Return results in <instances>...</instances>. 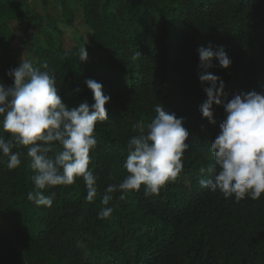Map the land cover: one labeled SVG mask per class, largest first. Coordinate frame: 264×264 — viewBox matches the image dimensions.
<instances>
[{
  "label": "trees",
  "instance_id": "1",
  "mask_svg": "<svg viewBox=\"0 0 264 264\" xmlns=\"http://www.w3.org/2000/svg\"><path fill=\"white\" fill-rule=\"evenodd\" d=\"M41 1L49 6L48 0ZM25 3L0 0V83L6 87L14 85L7 72L19 66L5 45L10 22L24 20L26 30L44 23ZM80 4L92 31L93 55L80 61L78 47L66 49L62 39L47 33L33 65L54 75L69 108L95 102L88 79L101 83L111 97L105 106L108 120L97 123V146L90 153L98 195L89 202L79 177L72 185L39 190L28 146L13 149L21 153L16 169L9 170L8 157L0 153V264H264V194L236 202L234 196L225 199L219 190L199 184L219 171L211 143L226 118L222 105L213 106L216 124L202 116L204 89L211 85L199 76L208 72L222 78L225 101L250 91L264 94V0ZM48 18L55 27L50 13ZM200 47L223 48L230 67L224 69L214 60L205 69ZM137 52L141 56L132 60ZM157 104L182 118L189 132L182 172L159 195L145 196L142 186L139 191H117L109 205H103L104 190L128 174L124 164L130 139L139 135L135 126L146 127ZM0 135L10 136L3 132L2 121ZM36 191L54 192L53 205L30 201L28 194ZM104 207H113L110 218H99Z\"/></svg>",
  "mask_w": 264,
  "mask_h": 264
},
{
  "label": "clouds",
  "instance_id": "2",
  "mask_svg": "<svg viewBox=\"0 0 264 264\" xmlns=\"http://www.w3.org/2000/svg\"><path fill=\"white\" fill-rule=\"evenodd\" d=\"M201 66L205 69L218 61L227 69L232 61L220 48L198 49ZM141 56L135 53L131 59ZM80 61L87 62L86 47L79 49ZM47 68V65H44ZM14 85L0 83V121L8 139L0 135V153L8 157L9 170L21 165V153L13 149L28 146L32 179L37 189L72 185L76 178L84 180L89 202L98 195L97 177L89 169L90 153L97 146L94 135L98 122L108 120L103 85L94 79L85 81L93 93L94 103L84 102L78 108H69L59 94L54 75L35 67L23 56L21 64L7 72ZM205 87L207 100L201 105L202 116L216 124L213 106L222 105L226 118L219 124V134L211 143L215 166L219 171L213 178L201 179L199 184L212 192L219 190L225 199L233 197L240 202L246 197L258 200L264 194V94L256 91L234 95L225 101V82L208 72L199 76ZM153 120L145 127L136 125L139 135L128 143L129 154L124 168L127 175L118 185H109L101 203L109 205L113 193L139 191L144 195H159L169 182H175L183 170V160L189 145V132L183 119L170 113L162 104L154 107ZM59 145V148H57ZM51 153V155H50ZM201 171H205L203 168ZM209 171H212L210 168ZM55 193L44 195L30 192L28 199L37 206L51 207ZM123 195L120 199H123ZM113 207H104L99 218H110Z\"/></svg>",
  "mask_w": 264,
  "mask_h": 264
},
{
  "label": "rangeland",
  "instance_id": "3",
  "mask_svg": "<svg viewBox=\"0 0 264 264\" xmlns=\"http://www.w3.org/2000/svg\"><path fill=\"white\" fill-rule=\"evenodd\" d=\"M80 1L48 0L49 6H46L41 0H26V8L38 12L43 17L44 23L40 27L31 26L26 30L24 20L11 21L5 39L9 54L19 65L23 56L34 64L38 60L36 48L48 33L57 41L59 38L62 39L66 49L86 47L88 55H93V44L90 41L92 31L83 18ZM48 13L54 18L55 27L50 24Z\"/></svg>",
  "mask_w": 264,
  "mask_h": 264
}]
</instances>
